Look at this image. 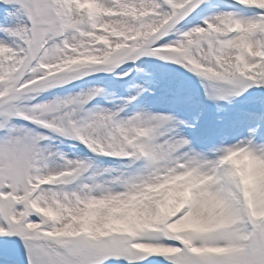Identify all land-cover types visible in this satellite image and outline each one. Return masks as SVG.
I'll return each instance as SVG.
<instances>
[{
	"label": "snow or ice",
	"instance_id": "6c2138e0",
	"mask_svg": "<svg viewBox=\"0 0 264 264\" xmlns=\"http://www.w3.org/2000/svg\"><path fill=\"white\" fill-rule=\"evenodd\" d=\"M0 264H264V0H0Z\"/></svg>",
	"mask_w": 264,
	"mask_h": 264
}]
</instances>
